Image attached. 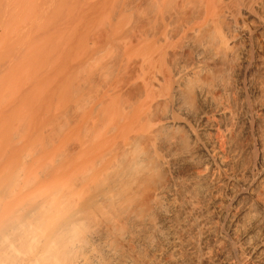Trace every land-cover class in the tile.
<instances>
[{
	"label": "bare ground",
	"instance_id": "bare-ground-1",
	"mask_svg": "<svg viewBox=\"0 0 264 264\" xmlns=\"http://www.w3.org/2000/svg\"><path fill=\"white\" fill-rule=\"evenodd\" d=\"M0 264H264V0H0Z\"/></svg>",
	"mask_w": 264,
	"mask_h": 264
}]
</instances>
